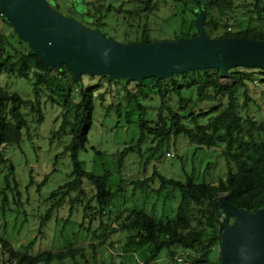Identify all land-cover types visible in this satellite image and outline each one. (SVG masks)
Instances as JSON below:
<instances>
[{"label": "trees", "instance_id": "obj_1", "mask_svg": "<svg viewBox=\"0 0 264 264\" xmlns=\"http://www.w3.org/2000/svg\"><path fill=\"white\" fill-rule=\"evenodd\" d=\"M166 1L168 0H134V6L124 13L129 18L144 16L147 19L158 11L161 3L166 4ZM170 1L183 7L180 18L182 29L174 34L173 41L179 38L192 39L197 35V19H186V12L197 18L196 10L201 9L205 12L204 33L209 38H242L264 42V0H251L243 5L244 8L250 9L246 19L243 18L244 23L234 17L237 0ZM71 2V9L80 12L79 8L84 1ZM53 8L57 9L55 0ZM111 11L120 14L123 9L111 5L105 9L106 13ZM81 13V16L90 20L88 9ZM67 17L73 19L72 16ZM103 17L101 14L95 18V25L91 26V23L89 29L99 32ZM230 20L235 22V31L229 27ZM0 22L2 26L10 29L6 34L3 28H0V77L31 80L33 95L37 101L34 104L37 108L34 109L30 105L32 103L29 104L18 94L0 87V166H5L11 174L14 173L13 165L7 159L6 149L10 146L19 147L22 142V131L26 128L27 121L20 111L21 107L29 105L32 111L38 113V122L43 120L38 101L42 90L49 93L52 102L56 98L60 100L62 107L59 128L51 132V138L55 139L59 135L70 136V142L64 147L63 154L68 153L71 157V173L68 180L50 195L49 200L56 203L41 219L39 231L51 219L52 210L60 209L67 197L76 194L68 203L71 214L79 197L86 195L85 186L91 188L92 198L88 203L79 202L82 204L80 206L84 220L87 217L100 216L102 213L111 214V208L123 197L122 188L112 190L109 187L108 174L97 175L86 171L78 158L79 151L86 150L88 134L93 126L95 99L104 109L105 116L114 115L117 123L122 117L129 118L133 113L138 114L137 139L116 156L119 168L123 166L129 153L144 152L148 154L147 160L164 157L171 143L175 144L179 138H184L192 144L194 154L222 148L221 154L226 165L225 176L220 177L213 185L205 181V175L203 179L198 180L195 170L191 174L184 173L183 180L167 177L155 170L151 176L132 181L135 190L144 194L143 205L149 195L154 196L155 203L163 197L164 204L174 201L176 212L173 217L156 219L155 204H152L150 213L143 208H134L125 219L117 221V228H109L110 233L120 232L123 235L116 243L120 245L118 249L122 252L144 249L145 263L150 264L162 250L167 249L171 254L170 264H173L175 254L171 248L178 247L182 251L200 253L204 259L200 262L210 263L206 259L208 245L214 240L219 243L217 208L220 196L226 195L230 204L252 213L264 207V119L257 121L247 116V112L245 117L239 112L240 109L246 110L248 103L253 100L248 96L247 83L255 81L256 73H232L231 70L234 69H231L229 77L233 84L230 86L223 85L219 71L211 69L188 71L159 80L149 78L141 83L126 79L112 81L108 76H81L79 82H76L73 74L66 72L64 67L55 69L42 64L3 15H0ZM223 29L221 36L216 35L217 31ZM132 42L150 44L159 41L149 38L147 32H142L134 40H124L122 44ZM257 70L259 72L256 77H264V71ZM260 83L264 86V80ZM131 85L134 90L128 89ZM102 87L106 89L100 91ZM119 87H122V90H119ZM240 88L243 89L245 100L241 107L237 102ZM107 99L110 103L105 105L104 101ZM223 99L226 100L225 104H222ZM209 102L216 103V108L208 113L207 118L205 112L199 111L198 114L195 111L200 104ZM146 103L150 106L146 107ZM49 176L44 177L41 185L45 184ZM151 184H155L156 188ZM92 200L95 201L94 207L90 206ZM5 201L4 197L2 202ZM88 211L94 213L89 215ZM93 235L95 236V232ZM33 243L26 245L24 252H19L9 250L7 240L0 239V247L7 249L9 254L6 258L7 264H88L85 253L91 252L90 255L94 257L105 241L99 242L98 246L91 244L87 248L69 247L65 251H45L38 254L30 253ZM109 245L114 247L113 243ZM186 261L187 258L185 263ZM218 262L219 260L217 264Z\"/></svg>", "mask_w": 264, "mask_h": 264}, {"label": "rangeland", "instance_id": "obj_2", "mask_svg": "<svg viewBox=\"0 0 264 264\" xmlns=\"http://www.w3.org/2000/svg\"><path fill=\"white\" fill-rule=\"evenodd\" d=\"M71 1L55 0L56 10L59 14L72 16L76 22L86 28H89L91 23V26H94L95 18L102 14L104 17L101 20L102 25L99 26V32L119 43L124 40L132 41L142 32H147L149 38L159 42L173 41L174 34L182 29L180 18L183 7L170 0L166 1V4L161 3L158 11L148 16L147 19L143 15L141 18H129L124 13L134 6V0H83L84 3L79 8L80 12L71 9ZM249 2L251 0H237L236 3L237 9H235L234 17L241 19L240 21L243 23V18L246 19V14L250 10L244 8L243 5ZM110 5L115 8L121 7L123 12L120 14L116 11L106 13L105 9ZM84 9H88V17L91 21L81 16V11L83 12ZM186 17L189 20L197 19L190 12H186ZM229 27L235 31L236 25L233 20H230ZM0 28H3L6 34L10 32V29L2 26L1 22ZM223 32L224 29L219 30L216 35L221 36ZM231 72L256 73L257 75L259 71L237 68ZM256 75L254 76L255 81L247 83L248 96L253 100L248 103L249 107L246 110L240 109L239 112L243 117L247 112V116L260 121L264 119V86L260 83L264 77H259L260 75L256 77ZM179 82H181L180 79ZM221 83L225 86L233 84L229 73L227 78L221 80ZM0 87L18 94L29 104L32 103L31 107L37 108L34 105L37 101L33 95L31 80L9 79L6 76H1ZM105 89L106 87H102L100 91ZM128 89L134 90V86L131 85ZM119 90H122V87H119ZM242 92L243 89L240 88L237 94L239 107L245 101ZM192 98L194 99V96ZM51 100L49 93L45 90L40 91L39 110L43 116L40 123L38 122V113L32 111L29 105L21 107L20 111L27 121V126L22 131V142L19 147L10 146L6 149L7 159L12 163L14 173L11 174L7 167L0 166V239L7 240L9 250L24 252L25 246L34 242L30 253L38 254L45 251H65L69 247L87 248L91 244L98 246L99 242L105 241L104 246L99 248L98 254L94 257L90 255L91 252L85 253L89 261L88 264H146L144 249L122 252L118 249L120 245L116 243L121 240L123 235L120 232L110 233L109 228H117V224L130 215L136 207L143 208L147 213H150L152 204H155L154 216L156 219L173 217L176 212V204L174 201L164 204L163 197L155 203L154 196L149 195L143 205L144 194L140 190H135L131 182L151 176L155 170L178 180H183L185 174H191L195 170L198 180L203 179L205 175V181L212 185L216 184L220 177L225 176L226 165L221 154L222 148L204 150L194 154V147L184 138L177 139L175 144L171 143L170 149L164 153V157L147 160L148 154L144 152L141 154L129 153L123 166L119 168L116 156L123 148L134 143L137 139L138 114L133 113L129 118L122 117L117 123L114 115L105 116L104 109L95 99L93 126L88 134L86 150L79 151L78 158L86 171L97 175L108 174L110 176L109 187L112 190L122 188L123 197L111 208V214L102 213L100 216L87 217L84 220L80 206L82 204L79 202L88 203V200L92 198L91 188L85 186L86 195L79 197L71 214L68 203L69 200L75 198L76 194L67 197L68 199L60 209L54 211V208L51 219L39 231L41 219L56 203L49 200L50 195L68 180L72 169L70 155L63 154L64 147L70 142V136L59 135L55 139L51 138V132L59 128L62 112L60 100L57 98L54 99V102ZM221 101L222 104L226 103L225 99ZM104 103L105 105L110 103L109 99ZM145 105L146 107L150 106L148 103ZM197 108L195 111L198 114L199 111L205 112L207 114L205 118H207L208 113L216 108V103H202ZM200 122L202 121L200 120ZM97 152L101 154H97ZM207 166L208 170L206 171ZM46 175L50 176L45 184L41 185ZM151 185L156 188L155 184ZM4 197L6 198L5 203L2 202ZM90 206H95L94 200L90 202ZM92 212L94 213V211H88V214L90 215ZM93 232H95V236ZM111 243H113V248L109 245ZM208 248L206 259L210 263H203L204 259L200 253L182 251L178 247H173L171 250L175 256L185 255V259L187 258L185 264H192V261H194L193 264H217L219 243L214 240L208 245ZM117 251L119 252L117 253ZM7 252V249L0 247V264H7L6 258L9 256ZM170 256L167 249L162 250L150 264H170ZM200 260L202 261L200 262ZM71 264H75V262H71Z\"/></svg>", "mask_w": 264, "mask_h": 264}, {"label": "water", "instance_id": "obj_3", "mask_svg": "<svg viewBox=\"0 0 264 264\" xmlns=\"http://www.w3.org/2000/svg\"><path fill=\"white\" fill-rule=\"evenodd\" d=\"M197 13L192 39L150 44H122L62 16L53 0H0V15L49 68L81 76H108L141 83L196 70H218L220 80L235 68L264 71V42L242 38H209L205 12ZM218 264H264V207L255 212L237 208L226 195L219 198Z\"/></svg>", "mask_w": 264, "mask_h": 264}, {"label": "built area", "instance_id": "obj_4", "mask_svg": "<svg viewBox=\"0 0 264 264\" xmlns=\"http://www.w3.org/2000/svg\"><path fill=\"white\" fill-rule=\"evenodd\" d=\"M228 31H229V29H228ZM173 264H185V255L175 256Z\"/></svg>", "mask_w": 264, "mask_h": 264}, {"label": "flooded vegetation", "instance_id": "obj_5", "mask_svg": "<svg viewBox=\"0 0 264 264\" xmlns=\"http://www.w3.org/2000/svg\"><path fill=\"white\" fill-rule=\"evenodd\" d=\"M86 16V15H85Z\"/></svg>", "mask_w": 264, "mask_h": 264}]
</instances>
